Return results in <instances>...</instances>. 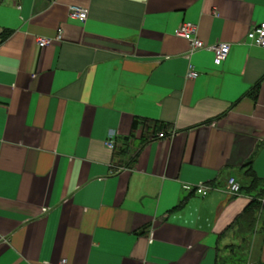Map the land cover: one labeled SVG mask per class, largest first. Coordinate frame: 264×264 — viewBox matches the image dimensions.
Listing matches in <instances>:
<instances>
[{
  "label": "crops",
  "instance_id": "crops-1",
  "mask_svg": "<svg viewBox=\"0 0 264 264\" xmlns=\"http://www.w3.org/2000/svg\"><path fill=\"white\" fill-rule=\"evenodd\" d=\"M183 22L227 58L190 51ZM261 23L264 0H0V264H218L243 249L230 225L250 198L225 187L264 182V47L246 37ZM262 219L242 264H264Z\"/></svg>",
  "mask_w": 264,
  "mask_h": 264
},
{
  "label": "built area",
  "instance_id": "built-area-1",
  "mask_svg": "<svg viewBox=\"0 0 264 264\" xmlns=\"http://www.w3.org/2000/svg\"><path fill=\"white\" fill-rule=\"evenodd\" d=\"M70 16L76 18L80 21H84L87 17V11L85 9L79 7H71L70 8ZM175 34L179 37H182L189 41L191 45V50H199V49H207L213 52V62L215 65L221 64L229 53V44L225 42H218L206 45L198 36H197V28L194 24L190 22H183L177 28ZM247 39L250 40L253 44L258 45L260 47H264V23H261L257 26H254L247 32ZM61 39V29L58 30L55 38L48 37H38L37 44L39 47L47 46L52 43L54 40ZM198 76V72L194 71L192 66L189 65L187 78L194 79ZM171 135L173 131H170ZM166 134L161 131L157 133L158 138L165 137ZM105 145L107 148L113 150L115 148V142L112 138H109L105 141ZM186 189H192L190 186H185ZM226 191L230 195H237L240 192V184L234 177H229L226 182ZM195 191H197L201 196L207 195L210 190H212L207 185H198L194 187ZM261 202L264 203V197H262ZM59 264H65V260L61 261Z\"/></svg>",
  "mask_w": 264,
  "mask_h": 264
},
{
  "label": "trees",
  "instance_id": "trees-1",
  "mask_svg": "<svg viewBox=\"0 0 264 264\" xmlns=\"http://www.w3.org/2000/svg\"><path fill=\"white\" fill-rule=\"evenodd\" d=\"M9 35L10 32H6V34L3 35V39L8 37ZM258 88L259 82H256L248 92V94L253 99L257 96ZM143 120L148 121V119L146 118H143ZM152 122L156 124L158 120H153ZM155 124L153 125V132L160 130V127ZM136 126L137 121L135 120L133 123V128H136ZM250 162L251 161L249 160L246 164L249 165ZM248 178V182H241L239 184L240 193L247 195L250 198L249 202L245 206L243 211L233 220L230 225L234 226L236 235H240L242 237V242H245V244L248 240V237L253 233L256 225L259 222V215H264V203H262L260 200L262 197H264V182L261 181V179L256 178L253 174H250ZM183 202H180V204L177 205L175 208H179L183 204ZM245 244L244 246L246 247L247 245ZM245 247L242 249L241 246H234V244L227 246L226 249L229 250L230 248V251H233V253L225 259H220L218 264H242L245 259L243 256V251Z\"/></svg>",
  "mask_w": 264,
  "mask_h": 264
},
{
  "label": "rangeland",
  "instance_id": "rangeland-1",
  "mask_svg": "<svg viewBox=\"0 0 264 264\" xmlns=\"http://www.w3.org/2000/svg\"><path fill=\"white\" fill-rule=\"evenodd\" d=\"M239 180H240V179H239ZM263 219H264V215H263ZM263 219H262V220H263Z\"/></svg>",
  "mask_w": 264,
  "mask_h": 264
}]
</instances>
